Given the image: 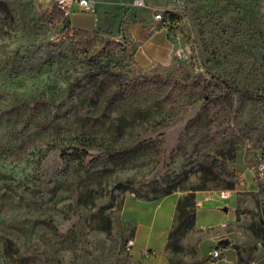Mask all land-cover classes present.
<instances>
[{
    "label": "rangeland",
    "instance_id": "1",
    "mask_svg": "<svg viewBox=\"0 0 264 264\" xmlns=\"http://www.w3.org/2000/svg\"><path fill=\"white\" fill-rule=\"evenodd\" d=\"M91 1L93 13L74 5L67 27L52 20L54 0H0V264H141L123 204L191 189L232 190L235 219L197 227L196 198L190 229L175 220L172 264H264V175L251 171L264 162V0ZM123 13V25L162 13L186 36L188 61L144 70L161 68L187 94L121 93L90 73L72 30L123 43L111 16ZM212 90L230 91L216 123L200 99Z\"/></svg>",
    "mask_w": 264,
    "mask_h": 264
},
{
    "label": "crops",
    "instance_id": "2",
    "mask_svg": "<svg viewBox=\"0 0 264 264\" xmlns=\"http://www.w3.org/2000/svg\"><path fill=\"white\" fill-rule=\"evenodd\" d=\"M125 15L123 13L111 16L115 18V26L120 28L117 35L123 37L127 52L139 67L166 68L172 66L175 60L186 62L190 59L191 45L181 31L171 30L156 21L154 17L153 20L134 18L129 25H123V21L126 20ZM87 30L95 31L96 29ZM112 34H114L113 31ZM184 196L185 194L174 193L153 200L132 197L123 204L121 217L131 228L129 240L134 244L132 254L141 264H172L167 249L179 200ZM196 198L199 204L195 216L197 227L224 226L235 219L236 202L232 200L233 196L228 199L227 207L223 206L224 199L216 195L208 197L197 193ZM202 210H210L214 217L211 220L214 221H198V213Z\"/></svg>",
    "mask_w": 264,
    "mask_h": 264
},
{
    "label": "trees",
    "instance_id": "3",
    "mask_svg": "<svg viewBox=\"0 0 264 264\" xmlns=\"http://www.w3.org/2000/svg\"><path fill=\"white\" fill-rule=\"evenodd\" d=\"M52 20H56L58 23L64 22L67 27H70L71 23L67 20L66 14L61 11L57 6L54 7L51 12ZM69 39L73 41H79L83 51L89 53L90 59L88 65L90 67V73L94 77H101L108 81H114L121 87V93H126L128 89L141 90L145 88L154 87L157 85L169 87L173 91L187 94V88L181 87L176 83L171 82L170 77L165 78L162 73L164 72L161 68H155L152 70H144L141 67L130 68L132 62L123 64L121 61H117L113 66L112 62L116 61L118 57L122 56L129 57L132 61L131 55L127 52L124 44L120 41H100L99 32L88 31L82 29L72 30L71 37ZM97 43L104 45L102 50L97 49ZM134 61V60H133ZM232 93V92H231ZM233 93H239L244 95V92L238 88L233 90ZM230 95L228 90H212L210 94L201 96L200 99H205L206 105L210 108L211 121L217 122L218 116L222 111H225V105L227 98ZM111 155L109 157H113ZM200 189L189 190L184 197L179 200L176 222H178V228L186 227V220L192 217L193 210L196 206V191ZM172 194V192H169ZM177 234V229L173 227L170 236V242Z\"/></svg>",
    "mask_w": 264,
    "mask_h": 264
},
{
    "label": "built area",
    "instance_id": "4",
    "mask_svg": "<svg viewBox=\"0 0 264 264\" xmlns=\"http://www.w3.org/2000/svg\"><path fill=\"white\" fill-rule=\"evenodd\" d=\"M56 6L63 11L66 15H70L72 13V10L74 8V5H77L83 12H94V8L92 6L91 0H54ZM144 2H137V6L141 7V4ZM156 21H162L164 19V15L162 13H157L154 16ZM252 172L257 173L258 175L262 176L264 175V162H261L255 167H252ZM246 181V177L243 173H238V182L240 185H244ZM233 192L230 190H222L219 192V197L221 199H229L232 196ZM134 244L131 240L128 241V247L129 249H132ZM214 259H217L220 256V253L218 250H216L214 253L211 254Z\"/></svg>",
    "mask_w": 264,
    "mask_h": 264
},
{
    "label": "water",
    "instance_id": "5",
    "mask_svg": "<svg viewBox=\"0 0 264 264\" xmlns=\"http://www.w3.org/2000/svg\"><path fill=\"white\" fill-rule=\"evenodd\" d=\"M224 244H226V245H227V244H228V242H227V241H225V242H224Z\"/></svg>",
    "mask_w": 264,
    "mask_h": 264
},
{
    "label": "bare ground",
    "instance_id": "6",
    "mask_svg": "<svg viewBox=\"0 0 264 264\" xmlns=\"http://www.w3.org/2000/svg\"><path fill=\"white\" fill-rule=\"evenodd\" d=\"M141 6L143 7V6H144V4L142 3V4H141Z\"/></svg>",
    "mask_w": 264,
    "mask_h": 264
}]
</instances>
